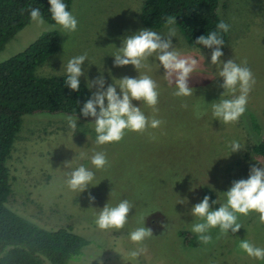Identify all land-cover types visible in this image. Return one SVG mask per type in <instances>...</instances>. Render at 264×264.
<instances>
[{
    "label": "rangeland",
    "instance_id": "1",
    "mask_svg": "<svg viewBox=\"0 0 264 264\" xmlns=\"http://www.w3.org/2000/svg\"><path fill=\"white\" fill-rule=\"evenodd\" d=\"M220 3L219 16L230 25L221 60L232 59L247 66L256 81L247 111L231 124H224L212 114V104L225 91L220 68L211 65V53L189 47L175 25L171 27L176 35L171 39L176 51L199 61L189 80L194 89L192 96L174 95L176 87L165 78L155 57L149 58L139 73L132 65L114 67L113 56L122 40L147 29L138 20L142 0H74L70 12L78 20L77 31L67 33L60 26L51 30L59 34V49L36 69V76L67 75L68 61L85 53L87 60L82 69L87 79L103 75L105 89L112 83L118 85L117 80L124 76L149 75L158 85V111L142 101L133 104L149 119L162 121L156 129L149 128L143 134L128 131L119 143L101 145L96 142L93 122L77 119L73 130L64 115L23 117L6 160L11 190L7 206L42 228L71 227L80 235L86 245L68 264H137L128 253L138 246L128 234L140 226L151 228L153 234L144 241L146 251L138 264H264V260L249 257L239 247L241 240H248L264 248V222L256 212L239 215L242 227L234 234L231 230L227 235L210 230L212 241L208 244L187 245L189 241L179 236L180 231L194 235L192 224L202 222L191 210L201 202L204 189L212 192L218 209L226 204L225 192L233 181L247 179L251 166L264 167V158L251 151L264 135V0ZM168 30L166 26L153 31L167 37ZM45 32L49 31L30 21L0 52V64ZM80 82L86 85L85 76ZM87 89L90 97L97 91L96 86ZM221 98L230 99L232 95ZM250 115L255 116L258 134ZM232 141L243 148L232 152ZM96 152L107 156L109 163L103 169L91 164ZM81 165L94 173L83 193L70 190L66 183L69 174ZM89 193L95 197L94 203L89 202ZM121 200L133 205L125 227L99 229V212L106 205L115 207ZM43 264L49 263L43 260Z\"/></svg>",
    "mask_w": 264,
    "mask_h": 264
},
{
    "label": "clouds",
    "instance_id": "2",
    "mask_svg": "<svg viewBox=\"0 0 264 264\" xmlns=\"http://www.w3.org/2000/svg\"><path fill=\"white\" fill-rule=\"evenodd\" d=\"M48 2L51 6L49 13L54 24L46 25L41 9L38 7H30V21L37 27H45L46 31H51L56 26H60L67 33L77 31L78 20L68 10L63 0H48ZM165 24L169 26L167 37L152 29H141L125 37L122 40V46L113 56L114 67L132 65L139 73V70L146 66V61L155 57L164 69L165 78L170 84L175 85L174 95L192 96L194 89L189 86V80L199 67V61L191 56L182 57L176 51L171 39L176 35L175 28L171 27L176 24V17L168 16ZM229 30L230 25L221 20L217 23L215 31L201 35L195 41L196 44L211 50V65L220 68L219 77L223 78L221 87L225 90L221 97L229 93L232 95L230 99L220 97L218 102L212 104L213 116L224 124L238 122L245 114L249 94L256 82L251 69L247 66H242L232 59L227 62L221 60L224 55L222 48L225 45L222 34L228 33ZM86 60L85 53L68 61L65 86L78 92L80 77L85 76L86 86L90 90L94 86L97 87V91L86 100L81 109L83 117L93 118L97 144L119 143L128 131L143 134L149 128L160 127L161 120L149 119L140 107L133 104V101H142L154 111H158L159 91L156 81L149 75H139L136 78L124 76L117 80L118 85L112 83L105 89L103 75L94 80L87 79L85 70L82 69ZM117 87L120 89L119 93ZM64 118L71 129L77 128L78 117L67 115ZM231 148L232 152H237L243 147L239 142L232 141ZM108 163L106 154L102 152H96L91 158V164L96 169H103ZM93 179L94 173L81 165L69 174L66 183L70 190L83 193ZM225 195L226 204L220 205L218 209L214 210L213 207L217 204V200L210 203L211 198L205 195L202 201L195 204L191 210L192 215L202 222L193 223L190 231L196 234L198 240L204 244L212 241L210 234L212 229H218L221 235H227L229 230L233 234L238 232L242 227L238 222L239 215L248 216L251 212H256L259 214L260 221L264 222V167L251 166L249 177L233 181ZM88 199L90 203L95 202V197L91 193ZM132 207L128 200H121L115 207L104 206L96 218L97 227L103 231L123 229L128 223V214ZM152 234V229L144 226L129 232L130 241L138 246L128 253L131 261L138 264V258L146 251L143 247L144 241L151 238ZM239 247L249 257L264 260V248L257 247L248 240H241Z\"/></svg>",
    "mask_w": 264,
    "mask_h": 264
},
{
    "label": "trees",
    "instance_id": "3",
    "mask_svg": "<svg viewBox=\"0 0 264 264\" xmlns=\"http://www.w3.org/2000/svg\"><path fill=\"white\" fill-rule=\"evenodd\" d=\"M71 11L74 0H63ZM220 0H142L138 20L143 27L160 30L167 25L168 16L176 17V28L189 47L211 53V50L195 41L201 35L216 30L221 21L218 10ZM30 7H38L45 21H54L49 13L48 0H0V52L15 35L30 22ZM226 43L228 33L222 34ZM60 45L57 31L40 35L22 52L0 64V264H68L79 255L86 241L71 227L45 229L23 218L7 206L11 193L6 160L18 134L24 116L36 114L73 115L83 117L81 109L90 98L86 85L80 82L78 92L65 86L67 75L38 77L36 69L58 52ZM255 132L259 126L250 115ZM251 151L264 158V135ZM212 192L204 189L201 201ZM214 209L217 208L215 204ZM179 236L187 245L198 246L197 235L180 231Z\"/></svg>",
    "mask_w": 264,
    "mask_h": 264
}]
</instances>
